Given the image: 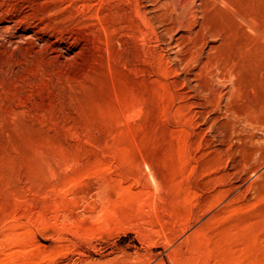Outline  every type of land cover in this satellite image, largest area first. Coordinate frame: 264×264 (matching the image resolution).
I'll list each match as a JSON object with an SVG mask.
<instances>
[{
  "label": "rangeland",
  "instance_id": "obj_1",
  "mask_svg": "<svg viewBox=\"0 0 264 264\" xmlns=\"http://www.w3.org/2000/svg\"><path fill=\"white\" fill-rule=\"evenodd\" d=\"M0 264H264V0H0Z\"/></svg>",
  "mask_w": 264,
  "mask_h": 264
},
{
  "label": "bare ground",
  "instance_id": "obj_2",
  "mask_svg": "<svg viewBox=\"0 0 264 264\" xmlns=\"http://www.w3.org/2000/svg\"><path fill=\"white\" fill-rule=\"evenodd\" d=\"M30 31V30H29ZM24 36V35H23ZM29 36H31V35H29Z\"/></svg>",
  "mask_w": 264,
  "mask_h": 264
}]
</instances>
